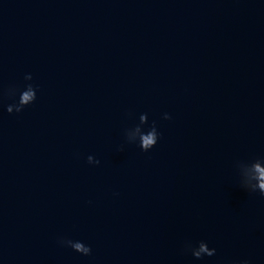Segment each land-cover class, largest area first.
<instances>
[{"label": "water", "instance_id": "obj_1", "mask_svg": "<svg viewBox=\"0 0 264 264\" xmlns=\"http://www.w3.org/2000/svg\"><path fill=\"white\" fill-rule=\"evenodd\" d=\"M260 170L264 0H0V264H264Z\"/></svg>", "mask_w": 264, "mask_h": 264}, {"label": "clouds", "instance_id": "obj_2", "mask_svg": "<svg viewBox=\"0 0 264 264\" xmlns=\"http://www.w3.org/2000/svg\"><path fill=\"white\" fill-rule=\"evenodd\" d=\"M23 99L25 101H30L31 103H33L36 98H35L34 92L31 91V90H29L24 95ZM22 110H23L22 108H18L17 109V113L21 112ZM6 111L11 112V109H6ZM159 138L160 137H157L154 134V132H150L149 135H148V137L145 138V139H143L142 140V143L139 145L141 151L148 152L150 149H152L156 145V143H157V141H158ZM98 163H99V161H98ZM258 179H259V181H261V183H259V188L261 189V193L260 194L261 195H264V170H260V176H259ZM59 242H60V244L62 246L67 247V245L65 243H63L61 241H59ZM190 247H191V243L190 242L189 243H186L185 246H184L183 251L185 253H188V251L190 250ZM70 248L74 252L79 253V254H81L83 256H88L90 254V252H91L90 247L88 245H85L82 241H78V242L72 244V246ZM202 251H204V244L203 243H200V251H196L193 254L196 257H199V258L203 259L204 257H201V255H200V253ZM215 253H216V249H215V252L214 253H209L208 254V257L214 256ZM237 264H248V261L246 259L245 260H240V261L237 262Z\"/></svg>", "mask_w": 264, "mask_h": 264}]
</instances>
